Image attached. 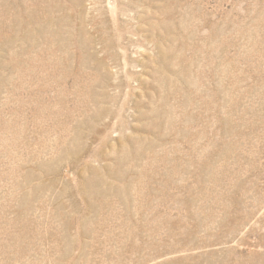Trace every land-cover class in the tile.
Wrapping results in <instances>:
<instances>
[{"label":"rangeland","instance_id":"1","mask_svg":"<svg viewBox=\"0 0 264 264\" xmlns=\"http://www.w3.org/2000/svg\"><path fill=\"white\" fill-rule=\"evenodd\" d=\"M0 264H264V0H0Z\"/></svg>","mask_w":264,"mask_h":264}]
</instances>
